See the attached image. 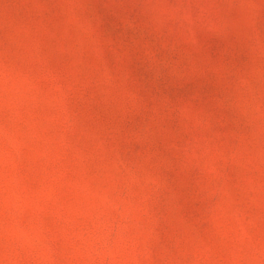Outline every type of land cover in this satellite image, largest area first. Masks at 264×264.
<instances>
[{"label":"rangeland","instance_id":"374dc122","mask_svg":"<svg viewBox=\"0 0 264 264\" xmlns=\"http://www.w3.org/2000/svg\"><path fill=\"white\" fill-rule=\"evenodd\" d=\"M0 264H264V0H0Z\"/></svg>","mask_w":264,"mask_h":264}]
</instances>
